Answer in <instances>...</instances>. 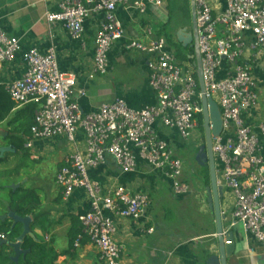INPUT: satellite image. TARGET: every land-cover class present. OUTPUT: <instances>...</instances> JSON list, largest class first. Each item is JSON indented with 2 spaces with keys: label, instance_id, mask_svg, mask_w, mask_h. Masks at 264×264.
<instances>
[{
  "label": "built area",
  "instance_id": "built-area-1",
  "mask_svg": "<svg viewBox=\"0 0 264 264\" xmlns=\"http://www.w3.org/2000/svg\"><path fill=\"white\" fill-rule=\"evenodd\" d=\"M163 4L164 0H63L60 11L47 13L46 18L48 22H62L73 38L80 39L85 20L91 14H102L103 23L95 40L93 76L104 75L109 71L112 46L125 36L118 7H134L145 13L148 5ZM195 4L205 93L217 102L223 122L221 134L213 138L218 183L235 197L229 225L243 223L246 232L264 243V144L260 136H264V123L258 125V133L247 122V115L259 102V83L252 64L245 58L250 50L253 63L264 59V0H228L226 8L216 14L208 0H195ZM147 33L151 35L152 29L148 28ZM248 35L251 42L246 39ZM167 45L164 37L149 44L134 40L129 45L154 56L150 86L158 103L139 110L116 99L104 103L96 112L84 113L73 99L77 79L60 70L54 46L47 53L38 49L27 52L25 75L5 85L18 107L41 103L31 126L33 139L66 135L76 145L77 131H84L86 148L76 149L66 159L56 181L65 200L78 189L86 192L90 210L79 215L82 234L75 246L87 236L97 247L103 264H124L123 247L115 239L114 216L139 220L150 199L124 187L104 189L90 176L91 169L111 157L121 171L132 173L141 159L154 170L165 171L173 180L176 194L189 191L182 179L184 162L158 135L155 123L161 120L166 128L177 129L188 140L200 125L202 93L196 66H182ZM20 51V39L6 35L0 26V64L13 61ZM225 61L231 67L227 76L220 78ZM79 94L86 95V91L80 90ZM24 146L33 148V140H26ZM1 237L6 239L5 235Z\"/></svg>",
  "mask_w": 264,
  "mask_h": 264
},
{
  "label": "crops",
  "instance_id": "crops-1",
  "mask_svg": "<svg viewBox=\"0 0 264 264\" xmlns=\"http://www.w3.org/2000/svg\"><path fill=\"white\" fill-rule=\"evenodd\" d=\"M62 1L0 0V26L6 35L17 37L21 42V51L16 58L0 64V86L4 87L25 75L28 70L25 61L27 52L38 49L41 53H47L54 46L60 70L75 75L77 79L73 99L79 102L84 113L96 112L104 103L116 99H123L129 107L139 110L158 103L157 95L150 86V63L154 56L129 48L132 41L138 40L149 44L164 37L170 51L176 50V46L171 42L182 49L186 56V60H180L182 66H196L195 48L190 45L183 46L177 37L178 32L182 30L193 31L192 0H164L163 6L148 5L145 13L134 7H118L117 16L124 27L125 36L115 42L110 50L109 71L104 75L94 76L95 40L103 23V15L91 14L84 22L82 37L75 39L62 22L47 21V13L60 11ZM208 2L216 14L226 8L228 0ZM170 3L175 4L173 8ZM174 16L175 20L172 18ZM148 28L152 29L151 35L147 33ZM246 39L251 42V35ZM251 56L252 53L248 50L245 58L254 68L260 98L261 87L255 67L264 59H257L253 63ZM230 67V63L225 61L219 77H226ZM80 90L86 91V95H80ZM40 105V102H32L23 107L16 105L9 116L0 122V145L11 146L13 150L9 153H12L13 158H18L19 155L28 158L32 164L29 172L35 170L37 173L42 162H49L55 168L49 177L47 173L40 171L38 178L34 179L36 184L33 187H26L29 177L23 172L25 168L19 171L23 172L19 174L21 178L19 182L25 179L22 182L24 189L37 190L41 199L36 215H31V231L34 237H30L35 242L46 244L47 248L43 259L36 264H56V261L58 264H103L97 247L87 236H84L78 247L75 246L79 235L82 234L79 215L90 210V200L86 192L78 189L65 200L56 181L57 173L65 165L66 159L76 149L86 148L84 131L82 129L77 131L76 145L72 144L66 135L33 139L29 131L23 138L24 145L26 140L31 139L34 142L33 148L26 149L24 145L19 151L14 148L13 144L16 138H20L19 132L23 127L34 124L35 114ZM263 113L262 105L258 102L246 117L247 122L253 125L258 133H260L258 125L264 121ZM155 129L158 135L172 146L176 156L183 160V181L188 183L189 167L197 176L194 183L187 184L188 192L176 194L171 177L163 170H154L141 159L138 160L137 171L124 173L115 161L108 157L106 163L90 170V176L100 182L104 189L124 187L138 194H146L150 199L144 217L139 220L114 216L117 225L115 239L123 247L124 264H206L211 253L217 248V225L215 213L208 203V185L205 186L204 181L196 174V168L193 167L196 152L200 147H195L198 145L187 147L190 142L192 145L195 143L198 129L188 140L183 139L177 129L166 128L161 120L155 123ZM260 136L264 144V136L261 133ZM234 203V195L224 191L221 209L227 217V223L233 212ZM171 211L177 215L176 220L170 219ZM1 223L13 225L10 218L0 220ZM41 232L42 241L37 236ZM242 232H246L245 229ZM22 233L23 227L16 226L7 234L8 241L16 242ZM245 235L246 249L235 264H264V243L259 242L249 232ZM27 237L22 243L24 250H28L30 244ZM236 237L240 239V235ZM23 257L24 255H21L20 259Z\"/></svg>",
  "mask_w": 264,
  "mask_h": 264
},
{
  "label": "water",
  "instance_id": "water-1",
  "mask_svg": "<svg viewBox=\"0 0 264 264\" xmlns=\"http://www.w3.org/2000/svg\"><path fill=\"white\" fill-rule=\"evenodd\" d=\"M192 17H193V31L187 32L182 30L178 32L177 37L179 43L183 46H191L195 48L194 58L196 59L197 75L200 85V91L202 93L201 101L203 108V120L205 131V144L201 145L196 152V162L209 170L210 173V185L207 187L208 203L210 209L215 213L216 217V242L217 248L211 253L206 261V264H235L239 256L242 254L245 247L246 232H242L239 225L230 226L227 223V217L221 209V202L224 196V188L218 183L217 165L213 152V138L221 134L223 128L222 116L220 108L217 102L206 96V86L202 70V55L199 46V33L196 22V4L195 0H192ZM11 146L0 145V157L4 156L7 151H11ZM21 184H13L11 187L16 189ZM10 218L13 221L12 230L16 226L21 225L23 227L22 235L16 242H9L8 239H4L1 244L8 245L12 248L14 255L11 256V260L15 263H19L21 255H26L30 250L22 249V243L27 236L34 237L31 231L32 216H19L14 212H9L8 215L0 216V220L4 221ZM236 235H240V239H237Z\"/></svg>",
  "mask_w": 264,
  "mask_h": 264
},
{
  "label": "rangeland",
  "instance_id": "rangeland-1",
  "mask_svg": "<svg viewBox=\"0 0 264 264\" xmlns=\"http://www.w3.org/2000/svg\"><path fill=\"white\" fill-rule=\"evenodd\" d=\"M172 4V8L174 7L175 4L170 3V5ZM176 8V7H175ZM176 16V15H175ZM172 17L173 20L176 19V17ZM169 39L170 42V37H167ZM171 44L173 46H176V50L175 52H173L176 56V59H178V63H181L180 60H186V56L183 54L182 49L180 48V46L178 45H174V42H171ZM255 71H256V75L259 78L260 81V87H261V92H260V98H259V104L262 105V109L264 112V61H260L258 62L257 66L255 67ZM264 114V113H263ZM198 120H199V128L197 130V138H195V143L192 145L191 142L189 144V146L187 147H200L201 145L205 144L206 139H205V131H204V120H203V114H199L198 115ZM264 123V121H263ZM23 130V131H22ZM21 130V132H19L20 134V138H24V136L26 135V132L31 133V126L29 127V125L23 127V129ZM194 139V138H193ZM11 155V156H10ZM182 157H185V155H181ZM7 159H8V164H2L0 166V204L2 202V205H0V215H4L5 213V209H6V204L5 202H7L8 197L10 196V190H7L5 187H7V185L9 183H12L10 185L15 184L14 182H18L21 178L19 176V171L24 169V174L26 176L29 177V181H27V185L26 187H33L36 183L34 182L35 178H38V173H40V171L43 173H47V176L49 177L51 175V172L55 171L54 165L50 164L49 162L45 163L42 162L41 163V168L40 170L36 173L35 170L29 172L30 169H32V164L30 163V160L28 158H26L25 156H21L19 155L18 158H13L12 157V153L7 155ZM193 167L196 168V174L200 176L201 180L204 181L205 186L209 185L208 181H209V171L207 169H205L203 166L199 165L198 163L193 161ZM39 168V167H38ZM21 172V173H23ZM187 174H188V183L192 184L195 182L196 179V175L191 171L190 167L187 168ZM25 179L22 180V182H24ZM184 183L188 184L187 182L184 181ZM207 184V185H206ZM227 193H231L232 192L229 189L225 190ZM3 200V201H2ZM234 209V207H233ZM172 213V211L170 212ZM231 216V215H230ZM171 220H176L177 219V215L173 212L171 214ZM3 223H1L2 225ZM239 227L241 228V230H244V226L243 223L239 222L238 223ZM34 227V225H33ZM35 230V228H34ZM38 238L40 241H42L43 239V232L38 233ZM29 238H31L30 236L27 237V241H31ZM7 239V238H6ZM4 240V239H3ZM42 251L45 252V249L47 248L46 244H42ZM4 247H2L0 249V253L2 254V256H0V264H15L14 262H12V260H8L6 257H11L13 252H12V248L11 247H7V245H3ZM7 251H10V253H8ZM19 264V263H16ZM34 264V263H32Z\"/></svg>",
  "mask_w": 264,
  "mask_h": 264
},
{
  "label": "trees",
  "instance_id": "trees-1",
  "mask_svg": "<svg viewBox=\"0 0 264 264\" xmlns=\"http://www.w3.org/2000/svg\"><path fill=\"white\" fill-rule=\"evenodd\" d=\"M4 87L0 86V122L5 120L9 116L11 111L16 107L15 102L11 99L8 91L6 90V87L5 88ZM13 145L15 149L20 150L23 148L24 140L22 138H16V141L14 142ZM2 161L3 160L0 159V164H2ZM14 183L16 184L17 181ZM10 184L12 183H9L8 184L9 186L7 185V187H5L6 189L8 188L7 190H10V196L8 197L7 202H5L6 204L5 213L11 211L19 216H29V215L35 216L38 206L41 203V199L39 198L38 191L35 189H24V187L22 186L13 189L10 186ZM208 184H210V175H209ZM0 205H2V202ZM10 231H12V223L9 224L4 223L2 225L0 224V249L4 247L1 244V242L3 241L1 236L5 235L6 238L8 239L7 234H9ZM14 231L12 233H14ZM29 239L31 240L29 241L30 244H28V249L30 250V252H28L26 255H24L23 258L20 259L19 264H32V263L36 264L44 257V251H42V247H43L42 243L35 242L32 238ZM0 256H2L1 253ZM6 258L8 260H11V258L8 256Z\"/></svg>",
  "mask_w": 264,
  "mask_h": 264
},
{
  "label": "flooded vegetation",
  "instance_id": "flooded-vegetation-1",
  "mask_svg": "<svg viewBox=\"0 0 264 264\" xmlns=\"http://www.w3.org/2000/svg\"><path fill=\"white\" fill-rule=\"evenodd\" d=\"M1 146L4 147V146H7V145H1ZM16 150H17V149H16ZM17 151H19V150H17ZM9 152H10V151H7V152L4 154V156H1V157H0V159L3 160V161H2V164H5V163L8 164L7 155L9 154ZM2 164H0V166H1ZM20 173H21V172H19V174H20ZM19 181H20V180H19ZM19 181H18L16 184H21V186L23 187V185H22V181H21V182H19ZM8 186H9V185H8ZM10 186H11V185H10ZM21 186H20V187H21ZM8 213H9V212H8ZM8 213H6V214H4V215H0V216L8 215ZM7 219H8V218H7Z\"/></svg>",
  "mask_w": 264,
  "mask_h": 264
}]
</instances>
